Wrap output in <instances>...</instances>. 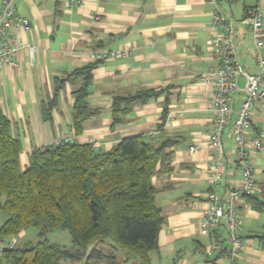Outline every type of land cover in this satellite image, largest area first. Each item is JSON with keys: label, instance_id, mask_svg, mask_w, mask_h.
<instances>
[{"label": "crops", "instance_id": "obj_1", "mask_svg": "<svg viewBox=\"0 0 264 264\" xmlns=\"http://www.w3.org/2000/svg\"><path fill=\"white\" fill-rule=\"evenodd\" d=\"M14 5L30 23V30L19 35L21 42L35 48L32 56L22 49L15 68L0 70V110L9 121L10 135L20 141L21 170L33 149L58 141L91 144L100 153L132 136L142 135L154 143L171 141L172 172L152 179L157 190L155 204L161 209L164 224L158 250L150 253V264H229L228 254L218 258L229 247L224 224L211 233L217 239L214 252L211 236L201 235L198 227L207 207L208 166L213 160L219 158L223 167L215 188L218 194L239 182L235 151L227 133L218 149L208 147L213 124L208 106L211 87L201 77L212 65L207 49L217 31L211 25L212 13L218 12L233 23L234 58L244 73L232 104L235 112L245 96V74L259 72L243 15L251 7L264 11V0H15ZM101 50L126 55L93 60L91 54ZM91 65L86 102L98 113L75 135L73 92L83 84L82 70ZM58 81L63 83L57 90ZM142 91L159 95L133 105L115 123L114 98ZM53 99L45 119L42 107ZM165 105L167 116L159 129ZM251 131L261 133L264 144L262 101L251 110ZM250 161L255 195L264 190V155L252 153ZM237 209L245 243L237 263L264 264V251L250 238L264 233V214L244 199ZM12 241L17 244V240Z\"/></svg>", "mask_w": 264, "mask_h": 264}, {"label": "trees", "instance_id": "obj_2", "mask_svg": "<svg viewBox=\"0 0 264 264\" xmlns=\"http://www.w3.org/2000/svg\"><path fill=\"white\" fill-rule=\"evenodd\" d=\"M93 67L82 70L83 84L73 92L75 135L98 113L86 102ZM62 83L58 81L57 90ZM158 95L142 91L115 97L113 121L118 122V116L133 105ZM54 102L42 107L45 119ZM166 116L165 105L159 129ZM172 144L167 140L154 143L140 135L124 138L100 153L91 144L63 143L33 149L21 170L20 141L10 135L9 121L0 110V211L8 214L0 226V244L28 229L35 230L37 238L35 244L3 249L0 264H125L129 255L136 259L132 264H150L164 224L152 179L172 172ZM243 199L264 214V190ZM53 231L67 232L72 248L51 243L47 235ZM250 238L264 251V233ZM223 256L227 251L218 254V258Z\"/></svg>", "mask_w": 264, "mask_h": 264}, {"label": "built area", "instance_id": "obj_3", "mask_svg": "<svg viewBox=\"0 0 264 264\" xmlns=\"http://www.w3.org/2000/svg\"><path fill=\"white\" fill-rule=\"evenodd\" d=\"M15 0H2L0 3V70L13 69L17 66V55L22 49L33 55L35 48L21 42L19 35L30 30V23L20 16L14 5ZM76 2V0H71ZM242 23L253 42L252 55L255 59L257 74H245V96L234 112L232 104L238 91V82L243 70L234 58V26L220 13H212L211 25L217 29L207 49V58L212 62L201 80L211 87L208 106L213 112V124L208 133V147L218 149L224 132L230 137L236 156L238 184L224 194H218L215 188L222 178V162L215 158L208 166L210 176L207 179V207L202 212L198 227L201 235L210 237L212 251L216 249L211 233L224 224L227 232L229 264H238L237 257L245 243L241 232L243 220L237 209L243 197L254 195L255 185L250 156L252 153L264 155V144L260 134L251 131V110L258 102H264V11L258 7L245 10ZM122 51L101 50L93 52V60L116 59L125 56ZM234 114V117H232ZM153 134V133H151ZM66 143L58 141L56 145ZM194 148H190L193 150ZM14 241L0 246L10 249Z\"/></svg>", "mask_w": 264, "mask_h": 264}, {"label": "rangeland", "instance_id": "obj_4", "mask_svg": "<svg viewBox=\"0 0 264 264\" xmlns=\"http://www.w3.org/2000/svg\"><path fill=\"white\" fill-rule=\"evenodd\" d=\"M8 218V214L6 212L0 211V224L4 222ZM25 234L21 237L20 235L18 237H15L14 239L17 240V245L19 246L25 242H31L35 244L37 242L36 238V232L33 229H28L24 232ZM13 238H10L8 240H5L4 243L0 244V246L5 245L6 243L12 241ZM47 239L54 244L60 245L66 249L72 248V243L69 237V234L65 231H53L50 234L47 235ZM129 262L131 261L136 262V259H134L133 256L129 255L128 257Z\"/></svg>", "mask_w": 264, "mask_h": 264}]
</instances>
